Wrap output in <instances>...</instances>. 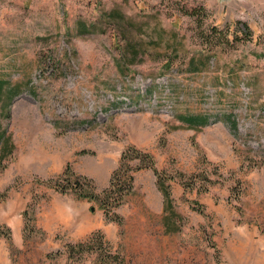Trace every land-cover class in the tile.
I'll return each instance as SVG.
<instances>
[{
    "label": "rangeland",
    "instance_id": "obj_1",
    "mask_svg": "<svg viewBox=\"0 0 264 264\" xmlns=\"http://www.w3.org/2000/svg\"><path fill=\"white\" fill-rule=\"evenodd\" d=\"M0 90V264H264V0H0ZM127 146L119 222L44 182Z\"/></svg>",
    "mask_w": 264,
    "mask_h": 264
},
{
    "label": "trees",
    "instance_id": "obj_2",
    "mask_svg": "<svg viewBox=\"0 0 264 264\" xmlns=\"http://www.w3.org/2000/svg\"><path fill=\"white\" fill-rule=\"evenodd\" d=\"M229 29L226 31L214 27L212 29L211 38L215 44H219L227 39ZM1 93V90H0ZM181 119L190 127L203 124L202 117L182 116ZM154 162L152 155L148 152L141 151L135 146H127L120 155L117 166L112 170L108 185L97 192L92 178L74 172L69 165L58 175L44 180L49 186L59 192H72L76 198L86 200L99 201L106 220L120 221V217L115 211L124 201L125 196L132 190L134 173L142 167H151L154 173L158 175V171L153 167ZM158 186L162 189L160 183ZM165 199L169 196L167 188L162 189ZM6 231V233H8ZM69 248H78L82 251L85 249L96 252L98 264H123V259L119 253L112 250L111 243L104 238L100 231L92 232L85 240L79 241L75 244H68Z\"/></svg>",
    "mask_w": 264,
    "mask_h": 264
},
{
    "label": "water",
    "instance_id": "obj_3",
    "mask_svg": "<svg viewBox=\"0 0 264 264\" xmlns=\"http://www.w3.org/2000/svg\"><path fill=\"white\" fill-rule=\"evenodd\" d=\"M92 209H93V207H92Z\"/></svg>",
    "mask_w": 264,
    "mask_h": 264
},
{
    "label": "bare ground",
    "instance_id": "obj_4",
    "mask_svg": "<svg viewBox=\"0 0 264 264\" xmlns=\"http://www.w3.org/2000/svg\"><path fill=\"white\" fill-rule=\"evenodd\" d=\"M155 201V200H154Z\"/></svg>",
    "mask_w": 264,
    "mask_h": 264
}]
</instances>
